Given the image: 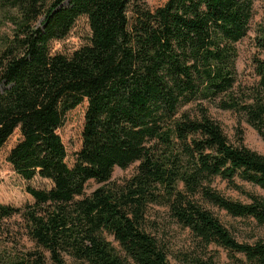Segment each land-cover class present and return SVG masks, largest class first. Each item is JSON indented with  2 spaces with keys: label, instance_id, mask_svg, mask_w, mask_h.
<instances>
[{
  "label": "trees",
  "instance_id": "trees-1",
  "mask_svg": "<svg viewBox=\"0 0 264 264\" xmlns=\"http://www.w3.org/2000/svg\"><path fill=\"white\" fill-rule=\"evenodd\" d=\"M255 2L0 0V30L10 28L0 45V159L5 151L10 167L0 168V231L19 215L33 243L0 252V264H171L154 207L223 247L231 264H264V237L239 240L211 209L264 231V197L239 183L264 189V154L210 114L240 113L264 139V58L254 57L252 86L237 68ZM256 43L264 49V19ZM79 107L70 154L61 130ZM90 180L100 185L87 194Z\"/></svg>",
  "mask_w": 264,
  "mask_h": 264
},
{
  "label": "rangeland",
  "instance_id": "rangeland-1",
  "mask_svg": "<svg viewBox=\"0 0 264 264\" xmlns=\"http://www.w3.org/2000/svg\"><path fill=\"white\" fill-rule=\"evenodd\" d=\"M164 0H146L149 6H156ZM256 14L251 22V30L245 38L237 43L239 57L237 60V68L239 72L238 82L243 86H252L257 83L258 76L255 73L254 57L260 56L264 58V49L256 43V36L259 27L264 19V0H256ZM10 28L2 27L0 30V45L3 41L2 37L5 33H9ZM211 116L219 121L225 132L232 141H237L241 136L243 143L262 154H264V139L259 135L254 127H252L240 113L231 110H222L218 107H210ZM83 123V108L79 107L72 111L68 117V121L61 130V135L67 144L70 154L80 145V133ZM11 144V143H10ZM0 159V168L3 167L9 172L10 167L4 160L5 151ZM137 163L126 169L117 167L113 173L112 180L122 182L130 177ZM239 183L248 191L264 197V189L254 185L248 181L239 180ZM218 188L228 197L233 199L247 201V197L239 191L230 188L226 182L218 179L216 181ZM100 183L90 180L86 193H91ZM0 194V201L3 200ZM212 211L219 219L231 230V232L241 241H253L258 236L264 237V231L256 225L253 219L234 217L227 213L224 209L211 206ZM152 219L153 232L168 247L169 261L171 264H188L187 257L197 256L209 258L213 257L218 264H231L230 253L223 247L216 244L204 246L192 231L174 220L165 207H154ZM113 240V238H110ZM116 244V243H115ZM117 245V244H116ZM24 247L31 248L33 243L26 234L22 217L19 215L5 221L0 231V252L6 250L22 249ZM48 255V253H47ZM69 264H80L74 262L68 257Z\"/></svg>",
  "mask_w": 264,
  "mask_h": 264
}]
</instances>
